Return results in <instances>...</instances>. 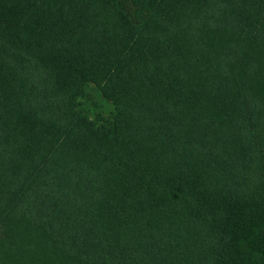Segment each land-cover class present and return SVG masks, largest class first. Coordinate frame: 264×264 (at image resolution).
<instances>
[{
	"label": "trees",
	"instance_id": "16d2710c",
	"mask_svg": "<svg viewBox=\"0 0 264 264\" xmlns=\"http://www.w3.org/2000/svg\"><path fill=\"white\" fill-rule=\"evenodd\" d=\"M0 264H264V0H0Z\"/></svg>",
	"mask_w": 264,
	"mask_h": 264
},
{
	"label": "rangeland",
	"instance_id": "374dc122",
	"mask_svg": "<svg viewBox=\"0 0 264 264\" xmlns=\"http://www.w3.org/2000/svg\"><path fill=\"white\" fill-rule=\"evenodd\" d=\"M77 107L102 123H109L114 111L113 103L106 99L93 83L86 85V93L78 98Z\"/></svg>",
	"mask_w": 264,
	"mask_h": 264
}]
</instances>
